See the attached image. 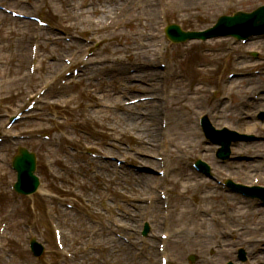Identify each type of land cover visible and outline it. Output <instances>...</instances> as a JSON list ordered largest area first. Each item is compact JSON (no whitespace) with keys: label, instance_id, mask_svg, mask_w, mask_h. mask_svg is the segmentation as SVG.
Returning <instances> with one entry per match:
<instances>
[{"label":"rangeland","instance_id":"rangeland-1","mask_svg":"<svg viewBox=\"0 0 264 264\" xmlns=\"http://www.w3.org/2000/svg\"><path fill=\"white\" fill-rule=\"evenodd\" d=\"M69 1L8 0L7 4L16 9L26 10L28 13L41 14L45 18L58 21L59 15L65 16L67 10L73 12V9L68 7ZM92 1L105 2L106 0H75L74 4L87 6ZM133 1L138 4L137 6L140 5L139 0ZM153 1L155 7L152 14L146 9L138 8V12L139 16L147 13L148 16L152 15L154 18H150L148 23L129 26L121 37L125 36L129 42L139 44V48L131 56L145 66L140 69L141 72L138 71L132 77L143 78V81L136 80L138 88L145 87L142 88L145 89L143 92H131L128 88L130 83L123 81L120 77L128 71L126 67L128 59L124 56L127 54L123 50H115L121 38L112 36L111 42L101 49V45L95 46L94 44V41L98 40H92L90 46L98 51V58L107 60L111 58L113 66L117 67L119 63L114 59L116 56L122 57L126 65L123 72L116 76L106 72L107 79L101 82L90 81L82 75L80 76L82 78L71 81L70 85L59 91L56 88H54L56 91H48L39 109L36 110L38 114L18 122L12 132L27 135L29 138L12 140L0 149V224L3 222L8 226L7 237L4 239L5 253L8 250L15 258L21 257L20 260L25 254L31 260L34 259L28 253L26 245L29 230L25 223H29L34 227V235H39V239L45 243L44 261L48 259L47 261L52 264H65L63 258L68 259V257L61 254L53 239L50 221L55 220L61 222L58 225L66 233L63 243L68 254L72 256L71 262L75 264H130L132 260L134 264H158V246L162 242L160 237L162 231L169 235V240L166 242V254L171 264H193L188 260L191 254L198 255V261L194 264H226L230 259L236 260L239 246H244L252 254L258 252L256 261H249L248 264L264 263V248L260 244L264 240L260 236L264 232V209L259 207L255 210L253 207L255 205L243 203L242 200L225 194L217 188L218 186L206 182L191 165L192 161L197 158L211 162L214 159L210 153L211 147L206 145L207 142L197 125V119L202 112H207L211 118L214 117L215 112H219L218 125L227 123L234 125L236 122V111L229 115L225 112L222 114L224 108L221 106L224 102L222 105L218 104L219 97H223L226 91L225 82L227 72L230 70L231 53L228 51L204 53L210 46L233 45V40L219 39L210 40L207 44L191 42L185 45H174L168 43L163 34L166 22L176 21L187 28L202 29L212 25L221 14H231L238 9L252 10L264 0H249L245 3L230 0ZM121 4L123 3L119 2L113 9L116 11ZM103 6L107 9L102 12L99 9L86 10V12H91L87 13V20L80 16V28H75V26L66 28L69 31L73 30L76 38L82 35L86 37L84 41L89 40V32L85 30L88 29L87 27L94 28L91 20H98V25H101L112 15L110 5L104 3ZM98 10L100 12H97ZM160 13L164 14L166 19L161 20ZM80 14H82L81 11ZM73 19H68L66 25L72 23ZM36 32L35 23L0 13V135L4 132L9 116L23 109L25 99L29 95H36L43 88V82L49 74L47 72L48 62L59 66L62 63L59 59L68 56L73 49L67 48L71 42H63V45L42 43L45 46L42 49L41 62H36V75L32 77L33 75L29 72V65L32 63L30 48L33 43L32 36ZM73 34H69V38H72ZM93 34L92 32L91 35ZM99 36H103V33ZM38 37L43 38L41 33H38ZM105 37H107L106 34ZM161 40L166 45L163 52L164 60L169 66L167 73L170 75L172 70L174 73V76H171L173 78L166 84L171 97L165 102L162 94V76L160 77L163 71L157 65V56L160 52L158 45ZM263 44V42H256L252 47L244 50L241 47L239 50L237 48L234 53L239 51L240 54H244L243 59L254 60L248 51L257 49L264 59ZM149 46L151 50L147 53L144 49ZM153 71L157 72L154 79L157 81L156 88H153L152 78L147 76ZM261 76L249 79L250 82L252 81L250 89L253 92L264 89V75ZM58 83L57 80L56 85ZM101 91H104L102 101H108V104L112 100L126 102L133 97L148 96L150 93L161 95L162 103L155 115L156 125L151 124L154 121L151 111L148 116L144 110L136 112L132 121L118 120L117 115L123 117L127 112L128 107L126 106L116 108L117 111L98 110L96 117H89L86 109L91 103L98 101L96 97L101 96ZM123 92H126L128 96L124 97ZM254 108L264 109V94L263 100L256 102ZM145 109L148 110V108ZM229 110L232 111L231 107ZM165 116L169 128L164 135H160L161 140L159 141L158 127L161 126V120L166 119ZM58 121L61 122L58 124ZM260 124L262 123L253 120L248 128L264 136V125L260 126ZM146 127L157 128L155 143L160 142L152 148L151 158L156 160L158 157L164 158L166 163L163 160L161 165L164 162V169L168 167L173 170L170 180L156 187L155 199L159 203L157 204L154 200V204L151 205L146 202L150 196H153L151 188L156 185V183L152 184V179H149L150 182L145 185L141 179L130 175L115 179L113 170L110 169L106 173L113 182H111L109 191L106 192L107 190H102V186L109 181L104 174L105 170L100 168L101 160L96 159L99 154L94 158L87 151L90 148L88 146H92L94 152L101 151L102 145L108 141L107 137L117 134L114 132L117 131L120 134V141L117 143L120 150L109 147L116 155L114 158L135 159L138 156L145 158L146 156L142 154H136L137 150L142 149V147H136V145H141L137 144L136 136L138 132L140 136L145 137ZM42 133H49L52 139L44 140L40 137ZM163 140L167 142L161 143ZM70 141L81 142L78 149L83 155L74 153L73 147H71L73 150L70 149ZM250 145L246 148L244 146L243 149L244 154L251 156L246 162L249 165L248 170H244L243 174L240 172V169L244 168L245 161H235L224 166L214 163V169L219 178L227 176L232 169L238 173L237 178L244 182L258 176L264 183V175L259 172L262 168L258 165L259 159L264 157V140L254 141ZM19 146H26L38 154V167L45 187L31 197L18 196L10 190V184L15 177L10 168V159ZM67 149L70 150L71 155ZM252 155L259 157L255 159ZM61 160L65 162L64 165ZM113 161L117 164V159ZM157 161L154 167L158 170L161 166ZM61 165L64 169H61ZM125 166L128 168L129 164L126 163ZM54 171L61 175L62 179L58 178ZM142 174L152 175L153 173L146 171ZM160 190L171 197V214L168 220L163 219V202L158 194ZM124 192L125 195H123ZM9 202L15 208L14 216L10 215L11 208L8 207L11 204ZM66 203L74 204V208L69 209ZM256 219L263 225L261 231L252 228L255 227L252 221ZM145 221H149L151 232L144 239L141 232ZM43 227L47 230L43 229L44 235L41 234ZM256 227L258 228V225ZM235 229L238 231L235 232ZM121 237H131L129 243L122 241L128 247L123 250L119 247L123 245L121 242L118 245L115 243L119 240L117 238ZM19 238L23 246L19 243ZM151 239H154L153 246Z\"/></svg>","mask_w":264,"mask_h":264},{"label":"bare ground","instance_id":"bare-ground-1","mask_svg":"<svg viewBox=\"0 0 264 264\" xmlns=\"http://www.w3.org/2000/svg\"><path fill=\"white\" fill-rule=\"evenodd\" d=\"M107 2H110L109 4H113L114 3V1H115V3H117L119 0H106ZM156 1V0H155ZM112 2V3H111ZM144 2H145V7H144V9H146L147 10V12H150V13H153L154 12V7H155V2L153 1V0H144ZM112 7L110 8V10H112L111 11V13H112V15L115 13V10H113V8H114V5H111ZM130 7V6H129ZM128 7V8H129ZM102 17V16H101ZM156 23V22H155ZM91 24L92 25H97L96 23H95V21L94 20H91ZM156 25H157V23H156ZM156 29V28H155ZM143 36H145V34H143ZM147 36V35H146ZM139 37V35L137 36V38ZM80 45V44H79ZM139 46V44L137 43H134V42H129L128 41V39L126 40V46L123 48V49H116V51H119V50H125V51H129L130 53L128 54L129 55V58H131V55H133V52L134 51H136V49L137 48H139L138 47ZM151 50V48H150V46L149 47H147L146 49H144V51L145 52H149ZM66 67V66H65ZM56 68V66L54 67V64H52V63H50V62H48V69H50L49 70V73L51 74H53V73H55L56 72V70L55 71H53L54 69ZM156 73L157 72H155L154 73V71L153 72H149L148 73V75L147 76H149V77H151L152 79L151 80H153V88H156V86H157V81H154V79L156 78ZM55 78H52V77H50V75H47L46 76V80H47V82H49L48 84H52V83H54V80ZM239 81L240 80H234L233 81V84H237V83H239ZM160 102H158V101H155V102H146V103H144V104H140L139 106H144V107H146V108H148L150 111H151V116H153V119H154V121L151 123L153 126H155L156 125V119H155V115H156V111H157V109H159V107H160ZM118 116V115H117ZM125 116L127 117V118H129V120H131L132 121V114H125ZM120 120H122V121H126V120H128V119H125L124 117H120ZM133 122H135L134 120H133ZM145 130L146 131H144L145 133V137H146V144H147V148L148 149H152L153 148V146H155V139H156V134H157V128L155 127V128H153V127H146L145 128ZM159 131H160V127L158 128V135H157V138H158V136H159ZM117 132V131H116ZM138 135H140L139 133H138ZM223 136V135H222ZM145 137L143 136H139V138L138 139H143V140H145ZM143 161V160H142ZM145 162H147V164L149 165V166H152V165H154V161L153 160H151V161H145ZM139 178L140 179H143L144 181V184L145 183H148V179H151L150 178V175H141V176H139ZM234 199H239V198H237V197H235ZM239 200H241V199H239ZM244 201H246V200H243L242 199V202H244ZM155 208H156V205H155ZM20 239V238H19ZM20 244H21V241H20ZM119 247H121L122 248V250L123 249H125V248H128L126 245H120ZM19 263H21V262H19ZM22 264H35L30 258H28L26 255H24L23 256V259H22Z\"/></svg>","mask_w":264,"mask_h":264},{"label":"water","instance_id":"water-1","mask_svg":"<svg viewBox=\"0 0 264 264\" xmlns=\"http://www.w3.org/2000/svg\"><path fill=\"white\" fill-rule=\"evenodd\" d=\"M224 21V24H237V22L239 21H242V17L240 16H237L233 19H226V20H223ZM243 22V21H242ZM264 30V12H262L259 16V23L256 27H254L253 29H248V30H245V31H238V32H233L234 34H236V36H239V37H244V36H247L251 33H254V32H259V31H263Z\"/></svg>","mask_w":264,"mask_h":264}]
</instances>
